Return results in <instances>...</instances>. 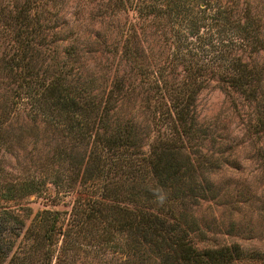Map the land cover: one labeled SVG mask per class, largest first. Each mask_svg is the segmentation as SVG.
<instances>
[{
  "label": "trees",
  "instance_id": "1",
  "mask_svg": "<svg viewBox=\"0 0 264 264\" xmlns=\"http://www.w3.org/2000/svg\"><path fill=\"white\" fill-rule=\"evenodd\" d=\"M28 3L8 9L6 18L8 30L24 36V47L3 68L10 80L23 81V95L13 90L9 103L0 106V152L13 156L20 144L24 150L23 134L32 125L31 149L39 161L32 167L25 154L14 157L19 174L0 164V264H89L88 255L97 264L264 263L263 251L235 242L200 246L212 227L196 214L202 201L226 196L208 175L219 168L220 157L200 152L204 133L195 100L203 84L217 77L254 102L249 131L264 140V62L255 57L264 49V35L258 16L237 0L136 2L130 8L140 23L117 46L137 81L116 73L98 89L96 76L87 71L36 68L26 48L41 26ZM145 28L170 46L156 68L144 64L146 38L139 34ZM95 36L92 43H107L101 33ZM141 91L143 104L136 105ZM18 109L29 122L18 120ZM11 110L15 115L9 116ZM47 129L57 137L44 141L40 133ZM259 156L264 168V148ZM32 194L54 204L69 196V208L34 212L24 201Z\"/></svg>",
  "mask_w": 264,
  "mask_h": 264
},
{
  "label": "rangeland",
  "instance_id": "2",
  "mask_svg": "<svg viewBox=\"0 0 264 264\" xmlns=\"http://www.w3.org/2000/svg\"><path fill=\"white\" fill-rule=\"evenodd\" d=\"M26 1L0 0L1 108L9 103L13 90L17 97L18 92L23 91V87L18 86L23 81L18 83L16 78L14 81L10 80L8 77L10 72L3 68V61H9L12 56L20 55L21 48L24 47V36H17L12 30H8L9 24H6V18L8 9L19 8ZM28 1L29 13L35 15L33 21L40 24L41 33L30 36L31 41L28 40L26 53H32V62L35 63L36 68L39 67L40 72L42 70L44 72L60 71L70 66L75 75H83L87 71L89 75L96 76L94 84L98 89L107 86L116 73H124L131 82L137 81L133 69L129 68L131 65L129 60L122 58L120 45H117L131 25L140 23L139 19L133 18V10L130 7L144 0ZM219 1L222 3L224 0ZM237 1L241 9L247 7L252 14L258 16L260 24L263 25L261 30L264 35V0ZM121 31L122 36H120ZM202 31L204 30L201 29ZM97 32L104 36L108 45L106 42L100 43L99 41L96 44L91 42L92 39L95 42L98 41L95 36ZM149 32L150 29L145 28V31L139 34L141 39L146 38V41L142 42L147 59L144 64L156 68L166 59L170 46L163 41L162 35H151ZM109 49H114L115 52ZM255 57L260 62H264V49H260ZM177 68L181 71L180 65ZM172 76L179 75L173 73ZM217 79L213 76L196 93L195 113L197 122L205 134V136L203 134L204 139L199 140L200 152L221 159L219 168L211 171L208 174L209 178L218 186L220 193L225 192L226 196H222L221 201L212 199L202 201L200 208L196 211L199 217L207 218V224L212 227V230L207 231L208 239H202L199 245L235 242L246 250L254 248L264 252V212L261 210L264 204V168L259 156L260 149L264 148V140H259L251 130L249 131V123L255 113V103L245 100L238 91ZM34 87L38 88L36 85ZM20 94L21 97L23 94L22 92ZM143 96V91L136 96V105L143 104L141 101ZM18 112L20 113L19 121L29 122L25 112L21 109H18ZM10 113L9 116H12L13 110ZM30 126L23 134L26 135L24 150L21 149L22 144H20L14 147L13 156L5 150L0 152V164L11 173L21 172V168L16 167L18 161L14 157L23 158L25 154V161L29 159V165L32 167L39 161L31 149V141L35 137L29 135L34 129L32 125ZM37 126L39 130L43 126L42 122H37ZM40 134L44 141L47 137H57L51 129L41 131ZM196 135L202 134L196 132ZM144 148L146 149L147 145ZM43 174L44 172H41L39 175ZM50 187L51 193L54 194V187ZM68 198L69 196L64 201H55L57 204H54L52 200L44 198L43 195L32 194L24 201L35 212L44 207L69 208L68 201H65ZM225 199L228 202L223 203ZM231 224H234V229L231 228ZM84 258L89 264L100 262L90 255Z\"/></svg>",
  "mask_w": 264,
  "mask_h": 264
}]
</instances>
